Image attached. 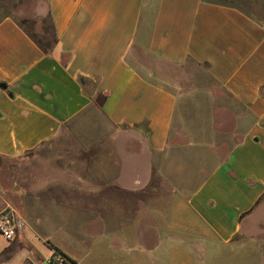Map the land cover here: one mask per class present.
Listing matches in <instances>:
<instances>
[{"label":"crops","instance_id":"obj_1","mask_svg":"<svg viewBox=\"0 0 264 264\" xmlns=\"http://www.w3.org/2000/svg\"><path fill=\"white\" fill-rule=\"evenodd\" d=\"M44 2L55 36L50 50L14 17L0 21V157H19L57 138L98 98L115 126L146 125L147 145L131 151L129 177L47 183L66 199L127 194L136 202L129 224L107 223L113 212L103 205L85 210L98 216L97 233L82 242L81 252H71L19 208L16 238L0 231V264H48L55 249L70 264H245L250 236L264 237V0ZM143 51L173 66L189 60L205 65L224 96L203 101L188 97L185 87L174 91L157 83L152 69L134 63ZM191 103L194 111L186 112ZM177 114L199 122L193 137L209 121L210 134L231 139L226 157L204 167L195 188L153 176L155 156L207 147L171 143ZM145 194L153 198H141ZM139 197L152 202L138 209ZM8 205L0 200V218ZM247 262L260 263L258 257Z\"/></svg>","mask_w":264,"mask_h":264},{"label":"rangeland","instance_id":"obj_2","mask_svg":"<svg viewBox=\"0 0 264 264\" xmlns=\"http://www.w3.org/2000/svg\"><path fill=\"white\" fill-rule=\"evenodd\" d=\"M6 16L14 17L40 46L50 49L54 45L55 36L44 0H0V21ZM134 63L143 70L152 69L154 80L169 89L183 91L181 87H185L191 91L188 97H201L206 101L209 96H224L205 65L189 60L183 65L173 66L157 61L144 51L135 56ZM101 100L98 98L52 141L19 157H0V200L9 204L2 216L9 217L15 225L19 208L25 213H32L42 222V234L71 252H81L82 242H90L97 233L98 216H91L85 210H96L103 205L113 212V216L116 214L115 218H106L107 223L127 225L136 204L134 199L131 203V197L127 194L116 197L111 194L106 196L105 201H99L98 195L66 199L49 190L48 180L56 177H129L130 159L135 155L131 151L147 145L148 129L146 125L137 128L115 126L103 114ZM194 108V104H188L186 112H193ZM200 108L209 110L206 104ZM195 123L199 122H184L177 114L171 143L182 145L198 141L207 147L199 153L176 150L166 157L155 156V178L166 177L177 187L195 188L208 170L204 167L226 157L227 144L231 139L210 134L211 131L207 129L209 121H202L201 131H196L197 136L193 137ZM187 124L192 129H187ZM137 155L144 156L145 153L138 152ZM19 194H23L22 198L25 199L22 200ZM147 196L152 197L145 194L141 198ZM141 198L137 202L138 209L152 202ZM55 221L66 224L69 231L57 229L52 223ZM250 240L254 242L249 252L244 253V263L258 257V264H264V237L255 232ZM238 262L236 264H242Z\"/></svg>","mask_w":264,"mask_h":264},{"label":"built area","instance_id":"obj_3","mask_svg":"<svg viewBox=\"0 0 264 264\" xmlns=\"http://www.w3.org/2000/svg\"><path fill=\"white\" fill-rule=\"evenodd\" d=\"M0 231L1 234L8 240H13L17 236V229L11 219L7 216H1L0 218ZM52 264H70L67 258L59 253H54V257L51 260Z\"/></svg>","mask_w":264,"mask_h":264},{"label":"trees","instance_id":"obj_4","mask_svg":"<svg viewBox=\"0 0 264 264\" xmlns=\"http://www.w3.org/2000/svg\"><path fill=\"white\" fill-rule=\"evenodd\" d=\"M42 47V46H41ZM45 51H47V50H50V49H45L44 47H42ZM56 253H59V254H61V255H63L65 258H67L64 254H62V252H60L58 249H55V254ZM68 259V258H67Z\"/></svg>","mask_w":264,"mask_h":264},{"label":"water","instance_id":"obj_5","mask_svg":"<svg viewBox=\"0 0 264 264\" xmlns=\"http://www.w3.org/2000/svg\"><path fill=\"white\" fill-rule=\"evenodd\" d=\"M49 264H52V263H49Z\"/></svg>","mask_w":264,"mask_h":264}]
</instances>
